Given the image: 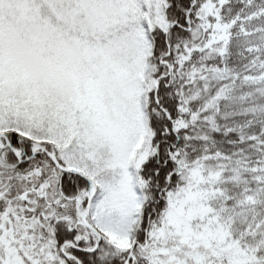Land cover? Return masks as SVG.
Segmentation results:
<instances>
[{"label": "snow or ice", "instance_id": "1", "mask_svg": "<svg viewBox=\"0 0 264 264\" xmlns=\"http://www.w3.org/2000/svg\"><path fill=\"white\" fill-rule=\"evenodd\" d=\"M0 264H264V0H0Z\"/></svg>", "mask_w": 264, "mask_h": 264}]
</instances>
